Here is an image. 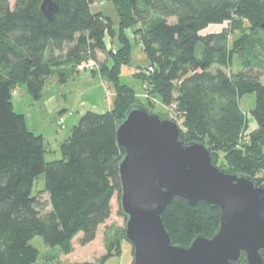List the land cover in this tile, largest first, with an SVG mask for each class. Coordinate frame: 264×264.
<instances>
[{"label":"trees","instance_id":"16d2710c","mask_svg":"<svg viewBox=\"0 0 264 264\" xmlns=\"http://www.w3.org/2000/svg\"><path fill=\"white\" fill-rule=\"evenodd\" d=\"M44 1L16 0L12 5L10 0H0V264H35L40 252L31 242L36 237L72 255L76 237L81 236L80 246L91 244L110 219L125 155L117 142L118 123L141 103L132 88L119 83L122 66L132 63L125 33L132 27L149 60L143 68L148 79L143 69L138 73L147 91L145 108L150 112L148 108L155 107L153 97L175 104L191 142L210 140L213 164L215 159L220 161L222 147H229L228 170L264 186V176L259 174L264 160L256 168L251 162L257 148L264 147L262 72L246 64L238 73H226L235 54V48L228 47V35L203 34L211 25L234 23L237 31L239 23L246 22L251 34L262 39L264 54V0H114L121 29L117 51L108 50L105 42L107 35L116 33L114 23L104 13L92 11L94 0H52L59 6L52 20L41 11ZM97 51L108 53L100 71L116 84L113 108L105 113L87 111L61 144L62 158L48 162L44 136L30 130L25 115L14 110V92L26 84L38 100L48 77L94 60ZM149 68L154 72L148 73ZM253 93L256 129L244 145L249 125L240 102ZM180 139L191 143L185 141L182 128ZM41 176L45 188L34 192ZM48 207L51 210L46 212ZM162 218L174 244L189 246L198 235L215 234L220 211L203 202L191 206L176 197ZM121 244L95 263L81 264H105L107 257L121 252ZM242 257L247 264L245 253Z\"/></svg>","mask_w":264,"mask_h":264},{"label":"water","instance_id":"95a60500","mask_svg":"<svg viewBox=\"0 0 264 264\" xmlns=\"http://www.w3.org/2000/svg\"><path fill=\"white\" fill-rule=\"evenodd\" d=\"M59 6L45 0L41 11L52 20ZM264 29V24L262 25ZM169 117L132 106L118 123L122 209L133 264H264V186L212 163V148L186 144ZM191 206L203 202L220 211V224L208 238L189 246L174 244L162 213L175 198Z\"/></svg>","mask_w":264,"mask_h":264},{"label":"rangeland","instance_id":"374dc122","mask_svg":"<svg viewBox=\"0 0 264 264\" xmlns=\"http://www.w3.org/2000/svg\"><path fill=\"white\" fill-rule=\"evenodd\" d=\"M14 5L16 0H10ZM93 12H103L107 17L111 18L114 23V36L107 35V42L110 47L118 49L121 46V29L120 14L114 0H96L92 6ZM150 22L144 25L147 27ZM241 28L235 31L234 23H225L223 25H211L203 31V34L222 32L228 35L229 49L235 48L234 62L232 69H225L226 73H238L243 70L246 64H250L262 72V82L264 83V54L262 53V39L259 35H253L250 31V25L241 22ZM136 28H130L125 33L128 36L131 45L132 63L131 65H123L121 68L119 83L126 85L134 90L137 98L141 103L138 106L147 105V91L144 79L138 76V73L147 66L148 57L141 45L140 36L135 33ZM236 46V47H234ZM113 51V49H112ZM96 58L99 69L96 71L86 70L78 72L77 67L72 70L64 69V72L77 71L74 76L68 78L65 82L61 81L60 74L55 73L48 77L42 91L41 98L35 100L28 92L27 85L18 86L13 96L14 110L18 114L25 115L30 128H43L46 132V142L48 153L46 160L48 162L59 160L62 158L60 151L61 144L69 138L73 127L79 122L87 111L105 113L114 105L116 98L115 82L103 78L100 69L108 60V53L101 51L96 52ZM86 62V61H84ZM111 63V62H110ZM147 70L143 69V76L148 79ZM19 93V94H16ZM179 93H174V98L178 99ZM156 103L155 107H149L151 113L163 117L174 119L183 129L185 141L191 142L190 131L187 130L183 118L176 112V105H166L159 98H151ZM51 103L59 105L60 109H64L62 114L60 109H53ZM241 109L245 113L248 120V129L245 132L242 144L249 142L251 134L256 129V124L252 118V110L256 108L257 96L255 93L248 94L241 100ZM144 104V105H143ZM144 106V107H145ZM74 115V117H73ZM75 118H78L75 121ZM64 120V124H60V120ZM37 134V133H36ZM39 135V134H37ZM192 143V142H191ZM207 147L212 148L210 140L205 141ZM221 146V145H220ZM225 146L222 147L220 161L215 159L218 168L231 169L228 162H225L228 153ZM227 151V152H226ZM254 154L251 155V157ZM253 158V157H252ZM256 159L251 160L252 165L256 168L259 161L264 160V147L257 148ZM214 162V164H215ZM213 163V162H212ZM251 164V163H250ZM260 171L257 169V172ZM260 175L264 176V170L260 171ZM45 188V177L41 176L35 181L34 192L41 191ZM43 201L48 202V195H42ZM48 207L46 212L50 211ZM127 217L122 209V185L116 192L112 200V215L110 219L100 226L97 238L91 244L83 247L79 245L81 236L73 240L75 251L72 255L62 254L59 247L52 248L47 246L41 237H36L31 244L40 252L38 261L35 264H81L84 262H96L105 257L111 250H117L121 244V252L112 254L107 257L105 264H133V248L126 241V225Z\"/></svg>","mask_w":264,"mask_h":264},{"label":"crops","instance_id":"0c3cea01","mask_svg":"<svg viewBox=\"0 0 264 264\" xmlns=\"http://www.w3.org/2000/svg\"><path fill=\"white\" fill-rule=\"evenodd\" d=\"M95 1V3H96V0H94ZM94 3V4H95ZM103 13V12H102ZM128 37V36H127ZM105 42H106V46H107V49L108 50H114V51H117V49H115V48H113V47H110L109 46V44H108V42H107V36H106V38H105ZM120 48V47H119ZM118 48V49H119ZM108 63L109 64H111L109 61H108ZM94 72V71H93ZM76 73H78L77 71H75V73H69V72H64V71H62L61 73H60V78H61V81H63V82H65L68 78H70V77H72V76H74ZM53 106V109L55 110V109H60L59 108V105H57V104H54V103H51ZM113 108V106H111V109ZM60 111H61V113L63 114L64 112H65V110L64 109H60ZM73 117H74V115H73ZM26 118V117H25ZM81 118V117H80ZM77 119L78 118H75V121H77ZM26 123H27V126H28V128L30 129V130H32L34 133H37V134H39V135H42V136H44V138L46 139V132L43 130V128H41V126H39V128L37 129V128H30L29 127V125H28V122H27V119H26Z\"/></svg>","mask_w":264,"mask_h":264},{"label":"built area","instance_id":"2783aa9c","mask_svg":"<svg viewBox=\"0 0 264 264\" xmlns=\"http://www.w3.org/2000/svg\"><path fill=\"white\" fill-rule=\"evenodd\" d=\"M77 69H78L79 72L86 71V70L96 71V69H99V66H98V64H97V62L95 60L90 59L87 62L81 63L77 67ZM152 72H154V69L153 68H149L148 69V73H152ZM16 94H19V93H16ZM60 124H64V120L63 119L60 120Z\"/></svg>","mask_w":264,"mask_h":264}]
</instances>
